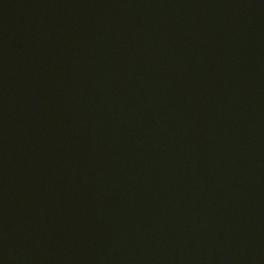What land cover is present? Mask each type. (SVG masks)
<instances>
[{"label":"water","instance_id":"1","mask_svg":"<svg viewBox=\"0 0 264 264\" xmlns=\"http://www.w3.org/2000/svg\"><path fill=\"white\" fill-rule=\"evenodd\" d=\"M0 264H264V0H0Z\"/></svg>","mask_w":264,"mask_h":264}]
</instances>
